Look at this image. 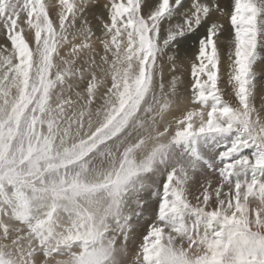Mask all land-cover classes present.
<instances>
[{
  "label": "rangeland",
  "instance_id": "obj_1",
  "mask_svg": "<svg viewBox=\"0 0 264 264\" xmlns=\"http://www.w3.org/2000/svg\"><path fill=\"white\" fill-rule=\"evenodd\" d=\"M104 2L106 0H96L92 5L88 1L78 5L76 11L69 12L73 0H0V33L5 26L10 30L15 28L16 31L31 29L33 26L29 22L33 15L29 17L26 13L34 6H38L39 14L42 15L40 24L35 22L39 26L32 34H36L25 36L28 48L31 50L35 47L37 56L34 61L37 62L32 64L26 53L22 55V65H19L22 70L20 89L11 94L7 115H2L3 118L0 119V190L5 191L6 187H12L14 191L20 190L24 198L34 197L30 200V205L39 197L38 201L47 198L55 205L68 209L62 210V213L55 208L40 210L42 213L35 212L37 214L34 220L31 207L27 219L25 213L18 210L13 212L16 218L10 217L6 207L0 205V264H79L81 257L93 255L100 264H156V254L160 247L173 249L183 257L185 264H195L196 260L208 255L207 245L203 242V225L194 232L192 229L195 218L188 214L183 220H176L175 224L158 220L160 196L153 197V191L162 192L166 175L175 170L177 176H180L182 169L188 172L189 179L185 187L186 197L191 204L198 203V196L199 202H203L200 194L208 180H211L213 188L215 187L217 180L207 171H196L193 178L191 153L184 143L176 142V132L184 127L180 122L185 120L190 112L202 111L203 119L207 120L210 101L203 106L194 103L181 119L168 124V131L164 125L154 127L152 124L155 115L151 114L155 113L156 103L164 112L171 111L173 106L161 96L156 86L158 59H148L136 48L135 54H140L143 59L142 62L140 59V66L143 68L140 67L142 74L140 78L138 74L135 85L124 83V90L126 86H133L128 100L119 105L115 114L97 129L74 141L72 139L70 130L77 128L74 119L79 118L80 112L74 111L76 107L70 105L80 101L79 104H86L88 107L91 104L96 106L99 102L94 96H90V87L85 86V82L91 77L90 73H82V68L72 73L81 79L82 88H76L72 83L64 85V71L61 65L68 58L72 61L77 56L87 57L89 44H82L81 41L78 44L77 40L83 38L75 33L83 30L82 28L92 20L96 21L93 15H100V6L102 7ZM65 11L68 14L66 17ZM106 12L105 10V15ZM66 21L72 28L69 31L64 28ZM61 26L64 29H60ZM58 28L64 32L60 34ZM225 28L230 36L225 32L223 39H231L234 34L230 20L225 22ZM110 35L111 43L106 45L111 44L113 52L110 56L112 61L107 65H121L123 72L137 71L136 65L130 68L132 58L130 59L129 46L126 47L127 36L123 34L121 46L116 38L113 39L112 34L107 37ZM120 38L121 36H118V39ZM13 42V39L7 42L11 49ZM224 50V56L227 58V46L223 47L222 51ZM1 54L3 55V52H0V57ZM6 61L4 57L1 58L0 69ZM58 65L61 66L62 72L59 71L61 74L54 80L52 72ZM83 65L86 68V64ZM254 71L257 74V86L264 87V52L254 65ZM119 76L116 72L108 76L115 81L111 82L110 89L105 80L100 84L110 92L114 91L112 95L115 101L124 95L119 92ZM226 78L228 73L225 67L221 66V82L218 87L224 90L223 99L236 107L239 101L234 102L232 97H229L231 92L228 90L229 85L224 82ZM57 82L64 85L63 92L68 94L67 100L62 99L65 103L64 111L58 115V119H62L59 130L57 113L50 111ZM186 82L191 85L192 78H188ZM74 88L78 89L77 92ZM80 91L85 95L79 96ZM2 96L1 91L0 97ZM83 96L87 97L83 99ZM261 96H264V89L260 91V88L256 87L254 103L260 120L264 122V108H260ZM78 97H82L81 100ZM236 98L235 96L234 99ZM66 103H69L68 109ZM179 115L182 116L183 113ZM199 120L200 116L197 115L193 122L198 124ZM67 135L70 136L69 141L73 142L64 145V137ZM122 138L126 139L127 143L118 146L121 157L114 160L110 155L106 162L98 166L100 160L107 156L108 150ZM94 165L98 167L92 171L91 167ZM144 176L155 180L156 187L151 188L145 181L133 183ZM209 192L212 195L209 204L214 207L215 192L212 189H209ZM92 197L100 198L101 203H96L95 205H98L91 208L81 205V202L90 201ZM221 198H224L223 192ZM138 200L145 201L139 216ZM247 216L252 222V231H256L257 219L264 222V204L250 197ZM125 217H131V228L125 224ZM153 223L163 228L158 247H153L157 242L156 237L145 239L148 227ZM261 231L264 232V229ZM146 248L149 249L147 253ZM146 255L148 260H145ZM9 256H21V260L25 261L16 262Z\"/></svg>",
  "mask_w": 264,
  "mask_h": 264
},
{
  "label": "snow or ice",
  "instance_id": "obj_2",
  "mask_svg": "<svg viewBox=\"0 0 264 264\" xmlns=\"http://www.w3.org/2000/svg\"><path fill=\"white\" fill-rule=\"evenodd\" d=\"M96 19L105 35L112 34L115 40L126 33L129 50L137 48L146 58L161 61V66L167 63L170 72H177L187 60L191 102L202 106L211 102L207 120L202 111H192L180 122L184 127L176 132V142L184 143L191 153L193 178L196 171H207L217 183L213 188L208 180L200 194L203 202L198 196L193 205L186 197L187 170L182 169L180 176L175 170L169 172L162 192L153 191V197L160 196L158 220L175 224L188 214L195 218L194 232L203 225L208 255L195 264H264V222L258 218L252 231L247 216L250 197L264 204V122L254 103V65L264 52V0H106ZM228 20L234 35L225 40ZM225 45L227 84L239 101L236 107L223 99L224 90L218 87ZM173 80L179 84L183 77ZM260 108H264V96ZM197 115L198 124L193 122ZM209 189L215 192L214 207L209 204ZM144 205L145 201H137L138 216ZM124 219L131 228V217ZM162 233V227L150 224L145 239L156 237L153 247H158ZM79 264L100 261L94 255L85 256ZM156 264L185 261L173 249L160 247Z\"/></svg>",
  "mask_w": 264,
  "mask_h": 264
},
{
  "label": "bare ground",
  "instance_id": "obj_3",
  "mask_svg": "<svg viewBox=\"0 0 264 264\" xmlns=\"http://www.w3.org/2000/svg\"><path fill=\"white\" fill-rule=\"evenodd\" d=\"M88 1H90V3H91V0H73V4L70 5L71 6L70 9L68 8L69 12L76 11V9H78V7H77L78 5L86 3ZM66 13H67V11H65V17L68 15ZM26 15H29V17H30V15H33L30 19L31 21L29 22L30 25L33 26L31 29H28V30L24 29L23 31L22 30L16 31V29L14 28L13 30L11 29L12 30L11 31L8 26H5L4 29H2V32L0 33V52H3V55L1 54L2 56L0 57V60H1V58L3 59V57L5 60L7 59V61L5 62V65H3L2 68L0 69V79H1L0 80V92L1 91L3 92V96L0 97V119H2L4 115H7L6 110L9 108V106L11 104V98H12L11 94L18 92L20 89V86H21L20 74H21L22 70L19 67V65H22V55L24 53H26L28 55L27 57H29L32 60V64L37 62V60L34 61L36 59V56H37L35 53V51H36L35 47L31 50L28 48L27 38L25 36H29L30 33L32 36H34L36 34V32L32 34V32L36 31V28H38V26H39L35 22H38L40 24V21H41L40 17H42V15L39 14L38 6H36V7L34 6L32 9L27 11ZM105 16L107 17V12H106ZM23 17L25 18V16H23ZM96 17L97 16L93 15V18L96 21L92 20L91 23L89 22L84 26L87 29L83 27L82 28L83 30H79L77 33H75L76 35H79L80 38H83V39L77 40L78 44L80 41L82 42V44L84 42H87L89 44L88 49H87L88 53H86V54H88L87 57L84 56L85 57L84 58V57H78L77 56L76 59L74 58V60H72V61L68 60L69 59L68 58V59H65L64 64L61 65L63 67L64 79H65V81L62 84H64V83L71 84L72 83V85L75 86L76 88H82L83 84L81 83V79L77 78V76H74L72 73L74 71L76 72L78 69H81V68H82V73L85 72L84 74H87V75H89V73H90L91 77L89 80H87V82H85V86H86V88L90 87V89H91V91L89 92L90 96H92V97L94 96V98H96V101L99 102L96 104V106L94 104H91V105H88V107L86 106V104H79L80 101L74 102L75 103L74 105H70V106L76 107L74 109V111L80 112L79 118L78 117H76L75 119L73 118L74 122L77 124V128L70 130L73 141L75 139L81 137V136H85V135L89 134L90 132L97 129L99 126H101L103 123H105L108 119H110L115 114L116 108L119 105H121L122 103H125L131 94V88H133V86H130V87L126 86V90H124V88H125L124 83L130 82L133 85H135V82L138 78V74H139V78H140V74H142L141 69L143 67L140 66V63L142 62L143 59H141L140 54H137V55L135 54L134 50L136 48H133V50H129V52H131L130 53V59L132 58L130 60V68H132L136 65V67L138 68L137 71L123 72L122 71L123 67L121 65H118V66L116 65L117 67H115L113 64L107 65V63H110L112 61V58L110 57L112 54L111 52H113V50L111 48V44L106 45L107 43H111V40L109 39L111 37V35L109 37H107V35L104 34V30L102 29V27H99L100 22L96 19ZM63 22L64 21H62L61 23L63 24ZM84 23H86V22H84ZM88 26H89V28H88ZM64 28L66 29V31H69L72 29L71 25L68 21L65 22ZM64 28L61 26L60 29H64ZM60 29H59L60 34H62L64 31L60 30ZM39 31H41V28L39 29ZM22 32H23V34H22ZM125 35L127 36L126 33H125ZM120 36H121L120 39H118V37H116V41L118 40L117 43H119V44H121V46H123V40H122L123 34ZM227 36L229 37L230 34L227 33ZM98 37H100V38H98ZM10 39L15 40V42H13L14 43L13 49H11V46L9 47V43H7ZM103 42H105V43H103ZM102 43L104 46L102 45ZM101 45H102V48H101ZM128 46H129V44L127 41L126 47H128ZM118 50L121 51L119 47H118ZM224 52H225V50L222 51L221 66L225 67V70L228 73L229 72V68H228L229 61H228V57L226 58L224 56ZM17 54L19 55L18 57H17ZM80 55H81V53H80ZM59 56L62 57L61 55H59ZM140 59H141V62H140ZM62 60L63 59H61V61ZM83 63L86 64V68L83 67L84 66ZM117 63H118V61H117ZM72 65H74V67ZM61 66L60 65L56 66V68L52 72V78L54 80H57L59 75L61 74L59 72V71L62 72ZM157 66H158V69L156 70V73H157L156 86L158 88V92L160 91L161 96H164L165 99L168 100V102L173 107H172L171 111L164 112L161 109H159V107H158L159 105L156 103V106L154 107L155 113L151 114V116L155 115V120H154L152 125L154 127H160V126L164 125L168 131L169 127H170V125L168 126V124L172 123V122H177L178 118L181 119L184 116V113L185 114H186V112L188 113V110L194 104L191 102V85L186 82V80L188 78H192L191 77V66L187 60L183 61L182 68H178L177 72H170L169 71V65L167 63H163V65L161 66V61H159V60L157 62ZM259 66H261V64H259ZM140 67H141V69H140ZM113 72H116V75H120L118 77V82L120 83L119 84V88H120L119 92L124 94L121 96V99L117 100V101H115V97L112 95V94H114V91L110 92L107 88L100 85L102 83V81L105 80L106 84H107L106 86H108L110 89L111 88V82L113 83L115 81H113L112 78H110L111 79L110 80L108 76L113 74ZM177 75H182V77H183L182 83L177 84V82L173 80V77L177 76ZM227 79L228 78H226L224 80V82L227 83ZM62 84H61V82L55 83V88L53 90L54 91V93H53V104L50 108L51 112L54 111L55 113H57V116H56V118L58 120L57 130H59L60 122L62 120V119L61 120L58 119V115H60L64 111L65 101H62V99H66V100L68 99V94L63 92V89H62L63 88L62 86L67 85V84H64V85H62ZM226 86H228V85H226ZM229 87H228L229 89L227 88L231 92V95H229V97H232V100L234 102L235 101L238 102L237 98L234 99L235 95H234V93L232 94V89H231L230 85H229ZM76 88H74V89L77 92L78 89H76ZM257 88H260V91L262 89H264V87H262V86H257ZM79 94H80L79 96H82V94L85 95V93L81 92V91L79 92ZM86 97L87 96H83V99ZM81 98L82 97H78V99H80V100H81ZM103 101L105 103H103ZM68 104L69 103H66L67 109L69 107ZM100 105L102 107H100ZM157 108H158V110H157ZM97 113H100V114L97 115ZM182 113H183V115L180 116L179 114H182ZM72 114H74V113H72ZM69 116H68V118H70ZM70 120H69V122H70ZM65 121H66V119H65ZM64 123H61V124L63 125ZM64 126H65V124H64ZM49 137L51 138V136H49ZM52 137H53V134H52ZM69 137H70L69 135L64 137V145L71 144L73 142V141H71V142L69 141ZM133 137H134V135L132 137H130V139L132 140ZM126 143H127L126 139H124V138H122L119 143H115V145H113L110 148V150H108L107 156L100 160V162L98 163V166L103 164L104 162H106V159L110 155H111L112 159H114V160L118 159L120 156V153H121L120 147ZM118 146H120V147L118 148ZM98 166H95V165L92 166L91 170L92 171L95 170V168H97ZM142 178L143 179L138 178L139 180L133 181V183H139L141 181H145L149 184V186L151 188L156 187L157 184H156L155 180L148 179L146 176H144ZM29 200H31V199H26L23 197V194L21 193L20 190L14 191V189L12 187H6L5 191L0 190V205H3L4 207H6V210L9 214L12 213V215H11L12 218L15 217V214L13 215V212L15 213V211L18 210V211H23L25 213V215L27 216V219H28L29 213H30L29 212L30 207H31V210L33 211L32 212L33 218L37 214L35 212L42 213L40 210H46V209L47 210H53L55 208V210H57L58 212H61V213H62V210H64V209L68 210L67 208H65L63 206L55 205L53 202H51L47 198L42 199L41 201L36 200L31 205L29 203ZM96 203H101L100 198L93 199V197H92V200H90V201L84 200V203L81 202V205L82 206H88L91 208ZM97 205H95V206H97ZM2 210H1V212H2ZM8 213H7V216H9ZM74 219H76V218L74 217ZM48 235H50V234H48ZM9 257L14 259V261H16V262H22V261L24 262L25 261V260H21V256H13V257L9 256Z\"/></svg>",
  "mask_w": 264,
  "mask_h": 264
},
{
  "label": "crops",
  "instance_id": "obj_4",
  "mask_svg": "<svg viewBox=\"0 0 264 264\" xmlns=\"http://www.w3.org/2000/svg\"><path fill=\"white\" fill-rule=\"evenodd\" d=\"M33 198H34V197L31 196V198H26V199H33ZM38 199H39V197H38V198L36 197V198L34 199L33 202H35V201L38 200ZM29 203H30V200H29ZM10 217H11V214H10ZM33 219L36 220V218H33Z\"/></svg>",
  "mask_w": 264,
  "mask_h": 264
}]
</instances>
